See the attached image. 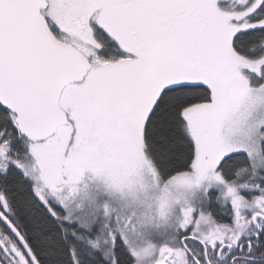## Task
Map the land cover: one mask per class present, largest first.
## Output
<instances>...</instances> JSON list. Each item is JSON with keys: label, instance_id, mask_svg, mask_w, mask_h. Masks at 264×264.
<instances>
[{"label": "snow or ice", "instance_id": "snow-or-ice-1", "mask_svg": "<svg viewBox=\"0 0 264 264\" xmlns=\"http://www.w3.org/2000/svg\"><path fill=\"white\" fill-rule=\"evenodd\" d=\"M0 264H264V0H0Z\"/></svg>", "mask_w": 264, "mask_h": 264}]
</instances>
